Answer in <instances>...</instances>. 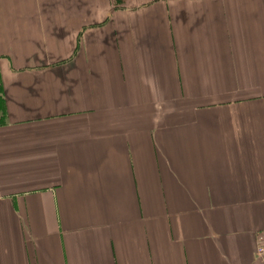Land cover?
<instances>
[{
    "label": "crops",
    "instance_id": "1",
    "mask_svg": "<svg viewBox=\"0 0 264 264\" xmlns=\"http://www.w3.org/2000/svg\"><path fill=\"white\" fill-rule=\"evenodd\" d=\"M264 0H0V264H264Z\"/></svg>",
    "mask_w": 264,
    "mask_h": 264
},
{
    "label": "built area",
    "instance_id": "2",
    "mask_svg": "<svg viewBox=\"0 0 264 264\" xmlns=\"http://www.w3.org/2000/svg\"><path fill=\"white\" fill-rule=\"evenodd\" d=\"M255 256L257 259L264 262V232H262L257 238Z\"/></svg>",
    "mask_w": 264,
    "mask_h": 264
}]
</instances>
